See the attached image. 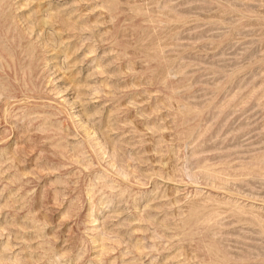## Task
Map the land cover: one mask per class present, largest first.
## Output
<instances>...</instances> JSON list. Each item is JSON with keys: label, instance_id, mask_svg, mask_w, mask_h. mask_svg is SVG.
I'll return each instance as SVG.
<instances>
[{"label": "rangeland", "instance_id": "rangeland-1", "mask_svg": "<svg viewBox=\"0 0 264 264\" xmlns=\"http://www.w3.org/2000/svg\"><path fill=\"white\" fill-rule=\"evenodd\" d=\"M0 264H264V0H0Z\"/></svg>", "mask_w": 264, "mask_h": 264}]
</instances>
